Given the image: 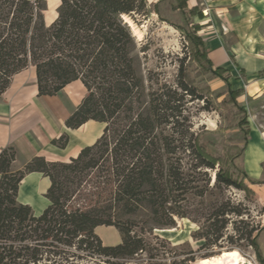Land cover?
Masks as SVG:
<instances>
[{"label": "trees", "instance_id": "16d2710c", "mask_svg": "<svg viewBox=\"0 0 264 264\" xmlns=\"http://www.w3.org/2000/svg\"><path fill=\"white\" fill-rule=\"evenodd\" d=\"M174 1L186 17L184 26L175 25L189 50L184 58L226 84L240 115L243 141L227 155L208 154L191 130L185 107L206 98L182 66L175 87L153 89L138 74L135 38L123 17L144 16L145 0H60L50 25L44 20L46 0H0V97L14 75L31 66L39 96L57 95L74 81L84 86L86 95L66 119L67 129L88 121L104 124L97 141L68 162L36 156L14 169V149H0V264H130L143 254L145 264H161L152 263L144 232L134 230L130 216L148 210L153 225L173 228L176 218L185 217L180 205L196 189L195 175L207 171L216 188L241 190L244 181L264 186V176L252 177L244 167L250 129L245 110L236 104L243 90L231 88L228 72L213 69L199 27L187 28L188 17L202 18L197 6ZM257 74L264 76V70ZM51 144L63 149L67 136ZM33 172L49 180L43 195L48 204L40 215L17 199L21 181ZM81 191L85 197L76 204ZM94 195V201L85 199ZM101 226L117 229L120 243L104 245L95 233ZM261 235L264 226L248 243L264 264Z\"/></svg>", "mask_w": 264, "mask_h": 264}, {"label": "rangeland", "instance_id": "374dc122", "mask_svg": "<svg viewBox=\"0 0 264 264\" xmlns=\"http://www.w3.org/2000/svg\"><path fill=\"white\" fill-rule=\"evenodd\" d=\"M145 1L144 16L128 17L141 31L140 39L134 37L136 47L133 55L138 74L144 79L145 86L153 89L162 85L175 87L178 69L182 66L185 74L206 98V102L194 101L185 107L191 130L198 135L200 144L208 154H229L234 145L242 143L243 135L237 127L240 115L229 101L226 84L205 73L192 60L184 58L189 50L186 49L180 29L175 25L184 26L186 17L182 10L175 8V1ZM227 2L224 8H214L207 0H186V8L197 6L202 15V18L188 17L190 25L187 28L190 29L194 24L199 27L197 34L209 51L213 37H217L222 44L220 50L225 63L221 65V58L217 55L213 57L214 54L210 51L213 69L221 68L228 72L231 88L243 90L242 95L236 99V104L245 110L250 129L244 167L248 175L257 178L264 176V76L257 74L264 67L250 71L240 53L244 51L246 42H250L254 47V57L264 59V23H260L256 38H244L246 24L228 22V19L238 20L240 6L229 0ZM51 4L57 3L55 0H48V14L51 13ZM48 5L46 4V11ZM51 14L47 17L48 21L56 13L53 10ZM240 76L243 78L237 80ZM96 125L97 130L93 131V135L100 130V124ZM194 178L193 186L196 189L187 194L180 205V212L185 217L176 218L173 228L153 225L148 210L129 217L137 224L134 229L136 232L139 233L142 228L143 237L151 254L155 256L152 263L171 264L173 261L190 258L191 261L187 264H193L204 258L202 264H205L210 257L235 249L245 260L254 258L260 264L248 242L255 230L264 226V186L244 181L241 190L223 186L216 188L213 186L212 171H207L206 176L195 175ZM200 191L202 195H198ZM84 197L85 193L81 191L75 203L83 201ZM95 197L88 196L85 199L94 201ZM17 199L20 203L28 204L34 215H40L46 208V199L34 189L31 190L28 181L20 186ZM95 233L106 246H112L114 242L120 243L121 235L114 227L101 226ZM259 243L264 255V235L259 238ZM144 260L145 255H139L130 264H145ZM95 264L104 263L97 261Z\"/></svg>", "mask_w": 264, "mask_h": 264}, {"label": "crops", "instance_id": "0c3cea01", "mask_svg": "<svg viewBox=\"0 0 264 264\" xmlns=\"http://www.w3.org/2000/svg\"><path fill=\"white\" fill-rule=\"evenodd\" d=\"M207 1L211 2L214 8H221V6L224 8L226 7L225 3H228L227 0ZM229 1L238 3L241 12L238 20L231 21L228 19V22L246 24L243 37L256 38L259 35L257 33L260 23H264V0ZM55 2L57 4H51V6L56 13L60 0H55ZM46 4L48 5V0H46ZM48 12L49 5L44 15L46 25H50L57 16L56 13L48 21L47 17L52 15ZM221 45L220 40L213 37L210 43V51L214 54L213 57L219 56L221 58L220 64L224 65L225 57L221 53ZM206 48L211 59L212 54L207 46ZM253 48L250 42H246L244 51L240 53L242 61L244 60L246 67L252 72L264 67V59L254 57ZM85 95L86 90L82 83L74 81L66 85L57 95L39 96L33 67L30 66L14 75L10 85L0 97V149L5 147L14 149V169L21 168L36 156L43 157L48 162H68L69 159L75 158L82 148L91 146L97 141L102 134L104 124L88 121L73 130L67 129L64 124ZM96 124H100V130L93 135V131L97 130ZM62 135L67 136V144L63 149L51 144L52 140H57ZM27 181L30 189H34L36 193L42 196L49 187L48 178L37 172L27 174L20 186ZM47 204L46 200L45 207ZM114 244L117 243L114 242Z\"/></svg>", "mask_w": 264, "mask_h": 264}, {"label": "bare ground", "instance_id": "6f19581e", "mask_svg": "<svg viewBox=\"0 0 264 264\" xmlns=\"http://www.w3.org/2000/svg\"><path fill=\"white\" fill-rule=\"evenodd\" d=\"M123 18L130 26L133 37L140 39V27L133 24L127 16H124ZM205 264H246V261L237 250L233 249L230 251H222L221 253L210 257Z\"/></svg>", "mask_w": 264, "mask_h": 264}, {"label": "built area", "instance_id": "2783aa9c", "mask_svg": "<svg viewBox=\"0 0 264 264\" xmlns=\"http://www.w3.org/2000/svg\"><path fill=\"white\" fill-rule=\"evenodd\" d=\"M245 261H246V264H258V263L255 261L254 258H252V259H246Z\"/></svg>", "mask_w": 264, "mask_h": 264}]
</instances>
